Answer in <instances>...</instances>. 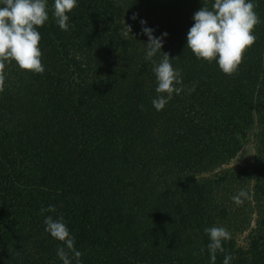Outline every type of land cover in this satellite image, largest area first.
Instances as JSON below:
<instances>
[{
  "label": "trees",
  "instance_id": "16d2710c",
  "mask_svg": "<svg viewBox=\"0 0 264 264\" xmlns=\"http://www.w3.org/2000/svg\"><path fill=\"white\" fill-rule=\"evenodd\" d=\"M212 2L78 0L62 31L48 0L45 71L4 69L0 264H61L45 216L63 218L80 264H209L213 226L230 232L232 264H264V0L231 75L185 48L193 14ZM141 20L168 34L161 52L182 77L160 111ZM244 141L251 163L229 167Z\"/></svg>",
  "mask_w": 264,
  "mask_h": 264
},
{
  "label": "clouds",
  "instance_id": "9594fccd",
  "mask_svg": "<svg viewBox=\"0 0 264 264\" xmlns=\"http://www.w3.org/2000/svg\"><path fill=\"white\" fill-rule=\"evenodd\" d=\"M77 6L78 0H53L52 14L60 30H68L67 13ZM255 7V0H213L211 8L201 7L192 16L193 24L186 33L185 48L198 60L214 61L223 74H233L241 63L243 52L256 39L252 30L260 21ZM48 19V0H0V91L3 90L4 69L8 64L15 63L20 70L35 74L45 71L40 59L42 53L38 45L41 36L38 28ZM133 19L136 17L133 16ZM140 24L141 34L147 38V43L143 44L144 59L152 62L156 80L157 96L152 100V106L160 111L174 93L182 91L179 87L182 77L179 69L172 66L174 59L161 52L168 34L164 32L156 36L155 30L146 26V21L141 20ZM125 28L129 34L130 26ZM158 53L161 59L157 62L153 58ZM231 199L240 206L248 199V193L241 189ZM44 212H55V207L49 205L41 209V213ZM43 223L45 232L62 242L56 251L61 264H80L82 253L75 248V238L63 218L45 216ZM204 231L209 238V264H216L217 253H225L222 264H232L234 257L226 254L223 247V242L231 239L230 232L223 226L205 228Z\"/></svg>",
  "mask_w": 264,
  "mask_h": 264
},
{
  "label": "rangeland",
  "instance_id": "374dc122",
  "mask_svg": "<svg viewBox=\"0 0 264 264\" xmlns=\"http://www.w3.org/2000/svg\"><path fill=\"white\" fill-rule=\"evenodd\" d=\"M245 148L241 152V154L235 158L233 161L229 163V167L235 168V167H241V166H247L251 163L253 157H254V152L252 147L250 145L246 144L247 142L244 141Z\"/></svg>",
  "mask_w": 264,
  "mask_h": 264
}]
</instances>
